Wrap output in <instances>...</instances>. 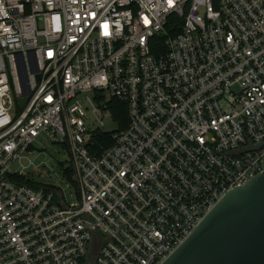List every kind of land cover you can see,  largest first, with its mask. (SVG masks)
Segmentation results:
<instances>
[{"label":"built area","instance_id":"built-area-1","mask_svg":"<svg viewBox=\"0 0 264 264\" xmlns=\"http://www.w3.org/2000/svg\"><path fill=\"white\" fill-rule=\"evenodd\" d=\"M41 134L68 199L9 172ZM263 170L264 0H0V264H162Z\"/></svg>","mask_w":264,"mask_h":264},{"label":"water","instance_id":"water-1","mask_svg":"<svg viewBox=\"0 0 264 264\" xmlns=\"http://www.w3.org/2000/svg\"><path fill=\"white\" fill-rule=\"evenodd\" d=\"M27 92L24 85L19 106ZM162 264H264V170L229 191Z\"/></svg>","mask_w":264,"mask_h":264},{"label":"rangeland","instance_id":"rangeland-1","mask_svg":"<svg viewBox=\"0 0 264 264\" xmlns=\"http://www.w3.org/2000/svg\"><path fill=\"white\" fill-rule=\"evenodd\" d=\"M104 126L100 128L103 133H111L116 130V124L105 114L101 115ZM69 163V157L63 146L51 142L44 134H41L33 143L32 149L24 152L15 161L10 169V173H22L31 178L34 182L54 186L66 191V181L62 177V170ZM71 193V191H69ZM69 192L65 195L69 198Z\"/></svg>","mask_w":264,"mask_h":264},{"label":"trees","instance_id":"trees-1","mask_svg":"<svg viewBox=\"0 0 264 264\" xmlns=\"http://www.w3.org/2000/svg\"><path fill=\"white\" fill-rule=\"evenodd\" d=\"M111 113L113 122L118 126L119 130H124L127 126V109L124 104L117 101L116 99H111L108 103V107ZM113 144V140L110 133L95 132L93 133L90 143L87 145V150L91 155L95 157H100L101 154ZM32 149V146L28 148V151ZM63 179L69 183L73 188H76V181L74 179L73 171L70 165L62 170ZM18 182L31 186L33 188H49L55 190L54 186H47L34 182L31 178L26 175L15 176Z\"/></svg>","mask_w":264,"mask_h":264}]
</instances>
